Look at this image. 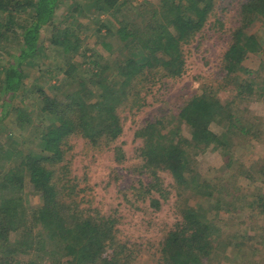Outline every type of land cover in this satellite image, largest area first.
<instances>
[{"label": "trees", "instance_id": "trees-1", "mask_svg": "<svg viewBox=\"0 0 264 264\" xmlns=\"http://www.w3.org/2000/svg\"><path fill=\"white\" fill-rule=\"evenodd\" d=\"M221 2L158 0L135 5L133 0H0V134L5 133L8 141L5 147L0 142L5 161L0 166V264H127V249L114 235V221L81 206L67 171L62 174L65 147L72 137L88 141L92 148L100 140L107 145L114 142L122 134L119 110L140 107L143 89L182 76L183 47L215 17ZM63 6L73 13L68 12L64 24L67 19L70 24L61 30L62 40L50 51L53 61H60L51 72L35 59L50 57L42 35ZM91 9L98 19L110 20L94 30L100 36L96 46L101 52H81L72 31L73 22H78L74 13L84 18ZM258 22L264 24V0H237L221 62L223 75L217 79L221 89L223 83L236 87L231 101L224 103L216 86L204 83L174 115L188 128V135L179 128L171 133L165 120L149 123L137 132L146 164L167 171L178 190L208 199L225 191L221 201L232 208L239 197L231 182L200 183L190 178L187 168L199 151L216 146L223 153L233 137L254 133L244 128L235 112L230 113V106L253 92L249 81H240L238 75L249 55H264L258 37L250 32ZM88 23L89 18L79 22L85 27ZM46 74L54 84L50 82L25 100L19 96L28 78L40 79ZM25 129L31 130L33 140L27 152L20 147L26 140ZM221 135L228 137L224 144L218 140ZM224 160L233 169V158L228 155ZM255 166V172L264 174V165L251 169ZM29 173L40 205L27 222L21 214V195ZM241 176L251 178L244 169L236 177ZM262 202V198L246 202L247 210L255 204L263 211ZM201 209L196 203L181 212V223L160 243L158 264L208 263L213 254L207 241L210 223Z\"/></svg>", "mask_w": 264, "mask_h": 264}, {"label": "rangeland", "instance_id": "rangeland-1", "mask_svg": "<svg viewBox=\"0 0 264 264\" xmlns=\"http://www.w3.org/2000/svg\"><path fill=\"white\" fill-rule=\"evenodd\" d=\"M133 1L135 5L142 1L158 2ZM236 4L237 0H223L215 10V17L205 25L195 40L183 47L185 71L180 78L164 79L150 89H143L140 107L119 110L122 134L114 142L107 145L100 140L97 148H92L88 141L72 137L65 147L66 163H62L65 165L62 174L67 171L70 183L76 187L73 194L81 206L114 221V235L127 249V264H158L163 237L177 223H181V212L196 203L210 223L207 241L213 247V254L206 264H264V208L263 211L256 209L255 204L252 210L246 207V202H256L258 198L264 202V174L255 172L257 166L251 169L252 165H264V55L252 54L244 59L239 80H248L253 92L232 102L230 106V113L235 112L244 121V128L254 133L248 137H233L230 140L231 146L223 153L216 146L199 151L194 163L187 168L190 178L200 183L209 182L214 185L227 180L231 182L238 189L239 199L235 207L221 201L225 196L223 190L221 195L209 199L192 191L184 193L178 190L167 171L146 164L142 154L143 142L137 135L139 129L159 120H165L171 133L179 128L184 135H188V128L180 125L174 115L193 95L199 93L204 83L216 86L218 96L224 103L233 99L236 87H226L223 83L221 89L217 79L223 75L221 62L228 46L227 32L231 27V16ZM70 10L69 6H63L51 23L52 27L43 32V44L47 46L50 57L47 60L40 57L35 60L48 71H55L56 63H60L59 60L56 63L53 61L50 51L57 45V41L62 40L61 30L70 24V19L64 24L68 12L73 13ZM93 12L91 9L84 18L74 13V20L78 22H73L72 31L80 42L81 52L95 49L101 52L96 46L100 36L94 30L102 28L110 20L107 17L98 19ZM87 17L91 20L90 25L80 26L79 22L86 21ZM56 26L58 29L54 30ZM250 32L256 34L264 50V24H254ZM50 78L49 74L40 79L28 78L19 96L25 100L37 90L45 89L50 82L54 84ZM26 102L30 104V100ZM25 130L26 140L20 147L27 152L33 140L29 134L31 130ZM212 130L220 134L217 128ZM4 134H0V142L5 147L8 141ZM227 138V135H221L218 140L221 139L220 143L224 144ZM228 155L233 158V169L225 165L224 159ZM3 161L0 154V166L5 163ZM243 169L250 172V179L236 177ZM31 176V173L25 175L21 195V214L27 222L31 221L40 205V199L30 185Z\"/></svg>", "mask_w": 264, "mask_h": 264}]
</instances>
